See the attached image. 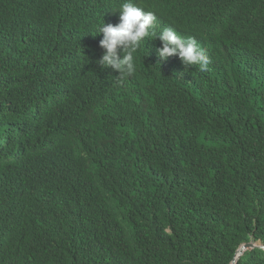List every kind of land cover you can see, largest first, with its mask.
<instances>
[{"label":"trees","instance_id":"obj_1","mask_svg":"<svg viewBox=\"0 0 264 264\" xmlns=\"http://www.w3.org/2000/svg\"><path fill=\"white\" fill-rule=\"evenodd\" d=\"M126 0H0V264H264V0H132L208 70L98 63Z\"/></svg>","mask_w":264,"mask_h":264},{"label":"clouds","instance_id":"obj_2","mask_svg":"<svg viewBox=\"0 0 264 264\" xmlns=\"http://www.w3.org/2000/svg\"><path fill=\"white\" fill-rule=\"evenodd\" d=\"M155 19L153 12H146L132 0H126L119 10V23L113 25L103 22L99 28L98 33L103 34L100 47L104 49L98 61L101 67L111 68L118 76L133 74L136 70L135 54L141 41L155 35V39L162 42V47L156 49L161 61L176 55L185 67L196 65L201 72L208 70L210 57L195 37H182L171 27L156 35L151 31Z\"/></svg>","mask_w":264,"mask_h":264},{"label":"water","instance_id":"obj_3","mask_svg":"<svg viewBox=\"0 0 264 264\" xmlns=\"http://www.w3.org/2000/svg\"><path fill=\"white\" fill-rule=\"evenodd\" d=\"M254 247H257L256 246V244H254V243H248V244H244L239 250H238V252H237V254H236V257H235V259H234V261H233V263L232 264H237V258H238V255L241 253V256L247 251V250H249V249H252V248H254ZM240 256V257H241Z\"/></svg>","mask_w":264,"mask_h":264},{"label":"bare ground","instance_id":"obj_4","mask_svg":"<svg viewBox=\"0 0 264 264\" xmlns=\"http://www.w3.org/2000/svg\"><path fill=\"white\" fill-rule=\"evenodd\" d=\"M240 256H241V253L238 255V258H237V260L240 258Z\"/></svg>","mask_w":264,"mask_h":264}]
</instances>
